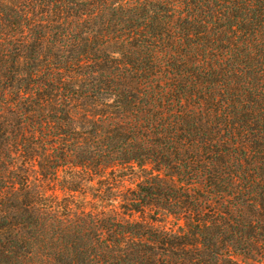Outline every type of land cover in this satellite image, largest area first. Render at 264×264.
Here are the masks:
<instances>
[{"label":"trees","instance_id":"obj_1","mask_svg":"<svg viewBox=\"0 0 264 264\" xmlns=\"http://www.w3.org/2000/svg\"><path fill=\"white\" fill-rule=\"evenodd\" d=\"M259 256L264 0H0V264Z\"/></svg>","mask_w":264,"mask_h":264},{"label":"rangeland","instance_id":"obj_2","mask_svg":"<svg viewBox=\"0 0 264 264\" xmlns=\"http://www.w3.org/2000/svg\"><path fill=\"white\" fill-rule=\"evenodd\" d=\"M126 172L127 173L125 174V170H122V169L117 170L115 172L116 175H119V174L122 175V177L118 176V178H120L119 185H121V186L119 187V192L117 191L116 193L121 195V196L117 199V201H120L122 199V197H124V195L126 194V191L129 188L135 187L137 181H139V178H140L137 175L129 174V171H126ZM148 213L146 214L147 217H149ZM136 215H138V214H135V216ZM180 222H183V221H180ZM163 223H166L168 226H175L176 220L173 217H170L167 221H165ZM239 260H242V259H239ZM243 262H244V264H264V256H262V257L259 256V258H255V259H252V258L244 259L243 258Z\"/></svg>","mask_w":264,"mask_h":264}]
</instances>
